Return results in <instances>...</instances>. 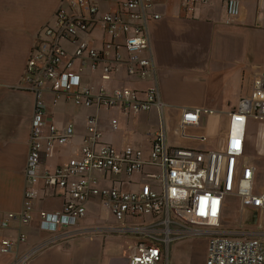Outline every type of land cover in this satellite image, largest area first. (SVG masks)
<instances>
[{
  "label": "crops",
  "instance_id": "0c3cea01",
  "mask_svg": "<svg viewBox=\"0 0 264 264\" xmlns=\"http://www.w3.org/2000/svg\"><path fill=\"white\" fill-rule=\"evenodd\" d=\"M122 1L98 0V14L115 10ZM60 7L67 8L68 0H0V214L3 216L10 211L21 210L24 190L29 184L25 168L35 94L26 87L22 76L39 33L45 25L54 22L55 13ZM154 14L160 17L154 18ZM149 16L150 48L156 66L154 77L131 76L124 61H112L114 69L109 79H103L102 67L108 58H100L93 68V59L87 52L84 59H75L72 70L81 75L83 85L93 90L103 85L108 93L116 87L127 86L143 98L146 89L157 86L163 102L168 143L198 149L221 148L228 134L230 112L243 96L249 94L254 76L264 71V9L260 7V0H241L240 12L236 17L228 16L222 0L195 2L191 8H186L183 0H152ZM124 18L128 20L129 16L125 14ZM79 37L97 51H101L105 42L111 40L110 35L97 23L87 31H80ZM116 42L126 57L128 53L123 46V37ZM65 45L71 51L75 46L69 42ZM113 52L114 49L109 57H113ZM41 99L46 113L59 130L67 124L74 128V134L67 142L54 143L50 153L42 159L38 167L41 173L53 172L62 160L79 155L88 118L93 114L98 115L102 141L118 151L132 144L147 153L152 144L151 132L159 124L157 108L138 113H124L108 107L96 111L94 107L75 104L65 97L55 100L48 83ZM187 107L200 108L199 120L196 124L187 125L182 133L180 121ZM112 117L118 119L117 129L111 128ZM253 122L257 126L251 131L249 127ZM41 131L43 135L48 134L49 125H43ZM244 155L257 168V161L261 160L259 162L262 164L264 119H247ZM95 174L99 184L115 183L114 176L101 171ZM33 186L36 190L33 218L23 223L15 219L8 228L0 229V236L13 239L22 231L26 234V240L19 242L14 251L0 253L1 260L3 256L9 257L10 264H20L25 257V264H73L74 250L85 244L95 249L99 256L106 255L114 264H127V252L133 243L125 249L126 258L121 259L106 240L109 235L115 234L105 237L104 234L107 229L149 219L148 215L113 223L112 213L98 197L91 196L85 202V215L75 225L46 230L40 226V212L60 210L68 194L62 187L44 186L42 182ZM263 187L257 181V188L260 190ZM230 207V203L225 204L222 219ZM100 209H103V214L99 213ZM109 224L110 227H105ZM82 236L95 241L77 240ZM130 239L136 243L142 240L134 234ZM200 241H203L204 264L207 249L205 237H187L172 242L169 246L170 264L173 263V252L174 263L181 264V250L186 243L190 245ZM165 259L166 253L163 252L162 264Z\"/></svg>",
  "mask_w": 264,
  "mask_h": 264
},
{
  "label": "built area",
  "instance_id": "2783aa9c",
  "mask_svg": "<svg viewBox=\"0 0 264 264\" xmlns=\"http://www.w3.org/2000/svg\"><path fill=\"white\" fill-rule=\"evenodd\" d=\"M151 1L124 0L115 10L98 14V0H68V7H60L54 22L45 25L39 33L22 76L26 87L35 94L25 168L29 184L24 190L21 210L7 212L4 216L0 214V229L8 228L12 220L23 223L33 218L36 196L33 185L42 182L44 186L62 187L68 194L60 210L40 212V226L46 230L75 225L85 215V202L91 196L98 197L117 220L148 215L149 219L142 222L129 221L113 227L118 233L142 238L129 247L127 264H162L163 252L166 253L163 264H170V244L187 237L207 239L204 264H264V234L242 235L221 226L225 204L236 197L242 209L264 210V187L257 188L259 169L244 155L247 119H264V71L254 76L251 91L230 112L223 146L198 149L167 142L163 102L157 86L146 89L143 98L127 86L116 87L108 93L103 85L97 90L83 85L81 75L72 70L75 59H84L87 52L93 59V68L100 58H108L102 67L103 79H109L114 69L112 61H124L131 76L154 77L156 66L147 26ZM208 1L183 0V4L191 8L195 2ZM222 1L229 17L238 16L241 0ZM260 7L264 9V0H260ZM95 23L111 37L101 51L89 47L87 41L79 37L80 31H87ZM120 37L128 53L126 57L116 42ZM64 42L74 44V49L68 50ZM47 83L55 100L65 97L75 104L94 107L96 111L108 107L124 113H138L157 108L159 124L151 132V148L146 153L138 146L127 144L116 150L102 141L98 115L93 114L88 118L79 155L62 160L53 172H39L40 162L50 153L54 143L64 144L74 134L71 124L59 130L46 113L41 95ZM199 112L198 107L184 108L180 121L182 133L187 125L198 122ZM45 124L49 125V133L43 135L41 128ZM110 125L117 129L118 119L112 117ZM98 171L114 176L115 183L99 184L95 174ZM132 184L137 185L136 190L131 189ZM24 240L26 234L22 231L15 239L0 236V253L14 251ZM25 262L23 257L20 264Z\"/></svg>",
  "mask_w": 264,
  "mask_h": 264
},
{
  "label": "rangeland",
  "instance_id": "374dc122",
  "mask_svg": "<svg viewBox=\"0 0 264 264\" xmlns=\"http://www.w3.org/2000/svg\"><path fill=\"white\" fill-rule=\"evenodd\" d=\"M251 123V122H250ZM257 124L253 122L249 129L251 131H254L256 129ZM257 161V160H256ZM261 161V160H259ZM257 161L259 172L257 175V181L258 183L263 186L264 185V165L263 162ZM131 189L136 190L137 185L132 184ZM230 211L226 212L225 218L221 221V226L224 229L234 231L237 234H247V235H259L260 233H264V210H254L252 207H246L241 209L240 211V203L239 199L236 197L233 201L230 202ZM99 213H104L103 209L99 210ZM112 217L114 219V222H120V220H117L114 215L112 214ZM111 221V219H110ZM114 226V225H112ZM105 227H110L109 225H105ZM115 234V235H109V234ZM109 235V237L106 239L110 242V245L112 247V250L115 254H118V256L121 259H125V249L129 246V244L135 242L131 241L132 234H122L118 233L114 229H110L105 232L104 237ZM86 236V235H85ZM92 239L90 237H79L77 240H86L90 241L88 239ZM95 240H92L90 242H93ZM101 241L104 242V239ZM181 242V241H179ZM178 242V243H179ZM203 241L197 242V243H191L189 245V242L186 243L187 245L184 246V248L181 250V264H202L203 263ZM186 247V248H185ZM2 256H0L1 258ZM9 260V261H8ZM175 260V252L172 254V264ZM11 258L4 257L1 260L0 264H10ZM73 264H114L112 263L106 255L99 256L97 251L95 249H90L84 245L77 246V248L74 250L73 253Z\"/></svg>",
  "mask_w": 264,
  "mask_h": 264
},
{
  "label": "trees",
  "instance_id": "16d2710c",
  "mask_svg": "<svg viewBox=\"0 0 264 264\" xmlns=\"http://www.w3.org/2000/svg\"><path fill=\"white\" fill-rule=\"evenodd\" d=\"M64 44H66V42H64ZM66 46V45H65ZM67 47V46H66Z\"/></svg>",
  "mask_w": 264,
  "mask_h": 264
}]
</instances>
